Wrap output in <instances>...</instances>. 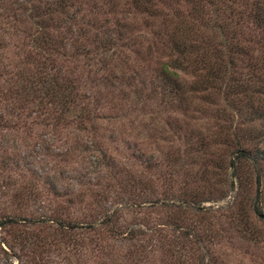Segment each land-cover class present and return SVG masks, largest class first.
<instances>
[{
    "label": "rangeland",
    "instance_id": "1",
    "mask_svg": "<svg viewBox=\"0 0 264 264\" xmlns=\"http://www.w3.org/2000/svg\"><path fill=\"white\" fill-rule=\"evenodd\" d=\"M207 7L212 9V4ZM164 12L168 15L173 13L168 7H164ZM124 20L125 29L128 28L136 43L132 40L129 42L132 45L127 44L124 48L123 71L135 75L136 83L143 77L159 82L155 77L161 62L176 53L171 41L166 38L162 39L165 40L163 43L161 38L152 34L157 26L151 17L129 11ZM194 21L199 25V20ZM245 25L242 20L240 27L243 29ZM29 26L26 22L23 26L13 24L11 15H0V111L3 116L0 119V160L21 159L24 155L29 159L18 167L11 163L14 166L0 168V216L14 214L16 221L0 225V264H111V257L118 264H264V173L257 195L253 181L250 185L246 182L237 190L235 187L225 192L224 196L218 191V188L229 184V174L233 169L229 163L235 158L230 147L228 149L212 140L218 123L214 108L224 103L221 96L216 98L215 104L216 100L209 102L205 93L203 96L205 90L194 74L201 72V67L197 65L186 72L176 68L185 80L183 88L186 91L170 106L160 102V91L151 98L143 95L139 102H135L133 92L128 99L115 95L96 105L91 104L94 117L86 119L85 129L67 119L58 120L53 112L37 109L35 102L38 99L24 108L26 115L19 116L20 110L17 112L18 109L12 107L6 96V78L9 71L21 67L29 71L32 68L33 63L24 59L32 47V36L27 31ZM252 26L245 28H249L254 36L257 27L255 24ZM135 45L138 47L136 54L133 50ZM59 56L56 55L53 69L61 65L60 68H67L65 73L78 79L83 95L84 92L96 94V91H105L109 87L108 83L93 78L97 75L89 72L90 66L81 63L82 56L75 72L72 71L74 62L61 60L63 56ZM148 85H145V90ZM83 99L84 96L80 103L87 100ZM144 124L152 128H144ZM198 140L206 142L210 148L185 151L187 144L192 142L195 145ZM94 145L102 150L94 151ZM205 145L200 149H205ZM96 155L102 158L98 161ZM173 162L176 164L172 167ZM219 162L226 167V172L221 170ZM205 168L218 172V177H226V182L221 185L220 180L218 184H212L215 178L209 182L200 180ZM140 176L143 177L142 184L145 182L156 190L149 195L148 200L151 201L139 205L137 202L142 199L138 200L133 192L142 185L136 180ZM252 176L255 178L254 174ZM46 178L56 181L65 197L53 196L45 188ZM30 181L38 186L41 194L34 201L30 199V205L24 207V199L14 197L13 193L24 191ZM185 181L193 191L203 190L204 193L200 194V200L187 204L194 207L196 214H187L179 225H175L170 220L173 214L170 197H181L177 191ZM207 195L210 198H206ZM66 197L72 199L64 207L71 216L89 219L113 213L118 216L123 234L129 238L119 242L108 239V242L115 243L111 254L104 247L98 248L94 240L91 242L89 238L96 235L86 230L78 233L77 237L86 242L89 240L88 245L85 250H76L77 246H73L67 234L54 232L47 221L44 224L32 221L35 219L33 216L39 217L40 213L49 214L55 203L68 204ZM234 198L241 205L248 204L251 199L258 203L260 210L252 212L251 217L257 229L262 231V238L257 240L250 233L243 232L237 219L230 218L229 204ZM206 227L218 234L215 238H203L201 235L204 248L187 245L189 251H182L185 249L182 248L179 256L176 253L170 256L171 237L179 239L178 234L192 231L202 233ZM140 231L144 236L136 239L134 235H139ZM154 232L159 235L158 239L149 237ZM24 238L27 246L22 248L24 240L21 239ZM190 238L195 239V236Z\"/></svg>",
    "mask_w": 264,
    "mask_h": 264
},
{
    "label": "trees",
    "instance_id": "2",
    "mask_svg": "<svg viewBox=\"0 0 264 264\" xmlns=\"http://www.w3.org/2000/svg\"><path fill=\"white\" fill-rule=\"evenodd\" d=\"M209 3L212 4V9L207 7ZM239 3L243 5L240 6ZM164 7L170 8L173 13L168 15L164 12ZM129 11L155 19L153 22H156L157 28L152 34L161 38L163 43L169 38L176 51L175 56L161 62L160 71L155 77L159 82L143 77V80L138 79L139 84L134 82L135 75L123 71L122 63L126 56L124 48L127 44L131 46L129 42L132 40L136 43L128 28L125 29L124 19L128 17ZM1 14L11 15L13 24L23 26L24 22L29 23L30 31H27L28 35L32 36V47L24 58L25 62L33 63L32 68L29 71L25 67L9 71L6 78V96L10 99L12 107L18 109L17 112L20 110L17 115H26L24 108L27 109L32 101L38 99L35 102L37 109L46 113L53 112L58 120L67 119L77 127L85 129L86 119L94 117L91 104L96 105L115 95L120 99H128L130 92H133L135 102H139L143 95L145 98H151L160 91L165 95L160 94V102L170 106L174 99L180 98L186 91L183 88L185 80L176 68L186 72L198 65L201 72L194 74L201 82V88L205 90V99L209 102L216 100L215 104L216 98L221 96L224 103L214 108L218 123L212 140H216V144H224L228 149L230 147L235 158V161L231 160L229 163L233 168L229 174V184L227 187L218 188V191L224 196L225 192L235 187L237 190L246 182L250 185L253 181L257 195L264 173V0H0ZM194 19L199 20V25H196ZM242 20L246 23L245 27L255 24L257 28L254 36L249 28L240 27ZM163 34L167 37H162ZM133 50L136 54L137 45ZM57 54L63 56L61 60L69 59L74 62L72 71L82 61V56L84 59L81 63L90 66L89 72L97 75L93 78L99 79L101 83H108L109 87L105 91H96V94L84 92L83 95L78 79L65 73L67 68L62 69L61 65L53 69ZM193 72H196V69ZM146 84H149L147 90ZM83 96L87 100L80 103L79 100H82ZM0 119H3L1 111ZM143 126L152 128L145 124ZM161 137L166 138L162 134ZM205 144L206 142L199 140L195 145L191 142L187 144L185 151H205L210 148V145ZM204 145L205 149H200ZM93 148L94 151L102 150L95 145ZM95 157L98 161L102 158L98 155ZM22 161L29 162L28 156L24 155L15 160L3 158L0 160V168L14 166L11 163L18 167ZM175 164L176 162H173L172 167ZM218 164L221 170L225 169L226 172L223 163ZM218 174L205 168L199 179L209 182L215 178L212 184H218L220 180L222 185L226 182V177H218ZM253 174L255 178L252 179ZM188 175L195 177L191 173ZM136 180L141 185L143 177L140 176ZM45 183V188L53 196L55 194L56 197H65V193L57 187L56 181L46 178ZM188 183L185 181L182 188L178 189L177 195L181 197H170L172 201L169 205L173 211L170 220L175 225H179L187 214H196L194 207L187 204L192 200H200V194L204 193L203 190L193 191L187 186ZM26 184L24 191L13 193L14 197L24 199V207L30 205V199L34 201L41 194L38 186L32 181ZM155 190L152 185L143 182L137 191L133 192L138 200L142 199L137 204L151 201L148 200L149 195ZM206 198H210V195ZM65 200L68 204L55 203L49 214L40 213L39 217L33 216L35 219L32 221L39 224L47 221L48 226H53L54 232L67 234L73 246H77L76 250L86 249L89 240L86 242L77 237L78 233L86 230L93 231L96 235L95 238H89L91 242L94 240L98 248L104 247L111 254L115 243L108 242V239L119 242L129 238L120 229L117 215L111 213L104 214L101 218L94 216L79 219L65 211L64 207L72 202L71 197H66ZM229 205L230 218L237 219L243 232L250 233L257 240L263 237L262 231L257 229L251 217L252 212L260 210L256 201L251 199L248 204L241 205L240 201L234 198ZM235 214L237 216H234ZM5 217H8L6 221ZM13 217L14 214L0 216V225L15 223ZM155 233L149 237L158 239L159 235ZM217 234L213 229L206 227L202 233H180L177 235L179 239L173 236V243L168 247L170 256L175 253L179 256L182 248H185L182 251H189L187 245L204 248L203 238H215ZM193 235L195 239L190 238ZM134 236L141 239L144 232L140 231L139 235L136 233ZM25 239H21L24 240L22 248L27 246ZM131 245L135 243L131 242ZM111 264L118 262L111 257Z\"/></svg>",
    "mask_w": 264,
    "mask_h": 264
}]
</instances>
